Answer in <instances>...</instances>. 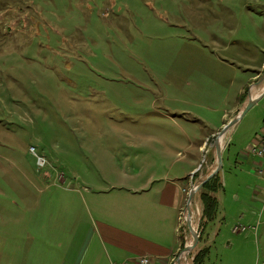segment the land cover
<instances>
[{
    "label": "rangeland",
    "instance_id": "374dc122",
    "mask_svg": "<svg viewBox=\"0 0 264 264\" xmlns=\"http://www.w3.org/2000/svg\"><path fill=\"white\" fill-rule=\"evenodd\" d=\"M262 62L264 0H0V259L34 256L37 207L59 252L73 245L66 259L75 258L97 219L116 224L124 188L158 186L201 133L195 170L185 165L176 181L190 245V190L217 167L215 143L236 108L264 90ZM263 131L264 96L222 141L213 224L203 218L207 182L192 201L199 242L184 264L213 232L212 264H264V175L252 152ZM243 150L254 168L237 165Z\"/></svg>",
    "mask_w": 264,
    "mask_h": 264
},
{
    "label": "crops",
    "instance_id": "0c3cea01",
    "mask_svg": "<svg viewBox=\"0 0 264 264\" xmlns=\"http://www.w3.org/2000/svg\"><path fill=\"white\" fill-rule=\"evenodd\" d=\"M262 64L264 67V62ZM256 78L257 76H251V83ZM246 100L239 104L235 112L239 113L244 108ZM191 104L195 105V103ZM201 122L206 124L208 121L206 118L197 120L196 123L192 121L189 123L191 129L201 132L204 128ZM224 123L222 122L217 127L223 126ZM208 124L211 125V123ZM259 132L253 136L252 142L248 144L247 148L257 142L256 136ZM202 141L201 133L196 141L189 138V146L185 147L189 152L185 158H190L189 162H184L182 165L174 162L166 179L162 180L158 186L149 184L136 188H124L129 193L121 195L115 215L116 224L97 219L94 226L90 227L86 242L80 246L79 253L75 258L66 259L74 248L73 245H67L61 253L59 252L63 248V243L52 242L54 236L47 234L50 230L49 225L44 224L46 210L43 207H37L34 211V219L35 235L38 241L28 249V252H31L34 248V256L25 259H0V264H120L125 261L136 264L138 258L143 255L152 259L151 264H178L182 248L180 215L186 197V187H181L176 181L181 178V169H185V165L190 167V172L195 170L198 153L202 152ZM192 150L194 153H190ZM245 151L243 150L240 154L242 159L236 158L237 165L248 164L254 168L258 160L249 156ZM243 160L245 162H241ZM184 173L187 175L186 172ZM256 189L258 186L254 188L253 199L261 201V193ZM65 211L68 213L69 210L65 209ZM47 215L56 220L53 211L50 214L47 211ZM71 230H73V226ZM207 231L212 232L208 228ZM209 237V246L207 247L211 249V243L215 237L214 232ZM36 251H41L39 257L35 256ZM202 264L212 263L209 259H204Z\"/></svg>",
    "mask_w": 264,
    "mask_h": 264
},
{
    "label": "water",
    "instance_id": "95a60500",
    "mask_svg": "<svg viewBox=\"0 0 264 264\" xmlns=\"http://www.w3.org/2000/svg\"><path fill=\"white\" fill-rule=\"evenodd\" d=\"M264 81V75L259 79V82ZM258 83L256 85H258ZM264 96V90L260 94H257L255 96H252V94L249 92L248 101L244 107V109L233 119L231 120L219 133L217 141H216V158H217V167H212L209 169L207 175L204 177H200L192 186L190 193H189V199H188V205H187V212H188V218H191V204L194 200L196 193L199 189L203 187V185L208 182L212 177L217 175L223 168V153H222V146L220 145V139L222 136L226 135L231 129L242 119V117L251 109L252 106H254L262 97ZM189 229L191 231L193 242L190 245H186L184 250L179 254L178 257V264H184L183 262V256L188 255L198 244L199 242V232L194 228L193 222L191 219H187Z\"/></svg>",
    "mask_w": 264,
    "mask_h": 264
},
{
    "label": "trees",
    "instance_id": "16d2710c",
    "mask_svg": "<svg viewBox=\"0 0 264 264\" xmlns=\"http://www.w3.org/2000/svg\"><path fill=\"white\" fill-rule=\"evenodd\" d=\"M245 100V99H244ZM220 174L217 175L214 179L207 182L201 192V200L204 204V219H206L207 222H213L219 213L220 209V203L217 199V192L220 188H222L220 181ZM181 245L182 248H184L183 239H181ZM209 254V249L207 251H201L197 256L196 259H194V264H202L203 260L206 259V256Z\"/></svg>",
    "mask_w": 264,
    "mask_h": 264
},
{
    "label": "built area",
    "instance_id": "2783aa9c",
    "mask_svg": "<svg viewBox=\"0 0 264 264\" xmlns=\"http://www.w3.org/2000/svg\"><path fill=\"white\" fill-rule=\"evenodd\" d=\"M252 152L257 155L262 160V167L260 170H258V173L261 175H264V131L260 136V140L258 144L254 145L252 148ZM42 159L39 160V163H41ZM44 162V161H43ZM243 230V229H242ZM152 260L148 256H141L138 258V261L136 264H150ZM120 264H130L128 261H125Z\"/></svg>",
    "mask_w": 264,
    "mask_h": 264
},
{
    "label": "bare ground",
    "instance_id": "6f19581e",
    "mask_svg": "<svg viewBox=\"0 0 264 264\" xmlns=\"http://www.w3.org/2000/svg\"><path fill=\"white\" fill-rule=\"evenodd\" d=\"M257 90H258L257 88H254L252 94L254 95V94L257 92ZM225 136H226V135L222 136L221 139H220V145H221V146H223V145H222V143H223L222 141L224 140V137H225ZM222 138H223V139H222ZM200 210H201V209H200ZM200 213H201V211H200ZM198 214H199V212H198ZM195 215H197V213H195L194 209L191 208V218L189 217V219L192 220L194 226L196 225V224H195V221H196V220H195ZM199 215H200V214H199ZM189 236H190V235H189Z\"/></svg>",
    "mask_w": 264,
    "mask_h": 264
}]
</instances>
